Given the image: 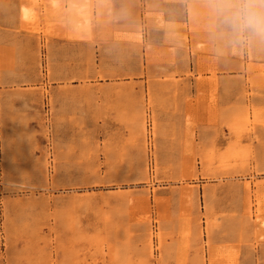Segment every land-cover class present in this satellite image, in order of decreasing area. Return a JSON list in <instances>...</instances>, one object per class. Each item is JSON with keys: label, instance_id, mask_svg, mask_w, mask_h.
<instances>
[{"label": "rangeland", "instance_id": "obj_1", "mask_svg": "<svg viewBox=\"0 0 264 264\" xmlns=\"http://www.w3.org/2000/svg\"><path fill=\"white\" fill-rule=\"evenodd\" d=\"M180 1L0 0V264H264V37Z\"/></svg>", "mask_w": 264, "mask_h": 264}, {"label": "crops", "instance_id": "obj_2", "mask_svg": "<svg viewBox=\"0 0 264 264\" xmlns=\"http://www.w3.org/2000/svg\"><path fill=\"white\" fill-rule=\"evenodd\" d=\"M127 0H115V6L116 10L120 12H125V13H131L134 15H137L138 18L140 19L141 24L143 25L142 27V34L143 37H154V38H161L160 40H157L158 43L162 42V38L164 37V30H158V28H153V27H147L145 26V23H147V20L144 18V11L141 10L139 7H129L126 3ZM153 1H158L162 6L164 10V19L169 20V21H174L177 22L179 20H182L186 18V1H180V0H153ZM144 7V3L142 4ZM153 44L157 43L156 41H152ZM217 47V46H216ZM216 47L214 49H216ZM175 54L178 53V50L175 49ZM208 56H212L216 66L218 69H223L224 65L227 61L225 59L224 54H219L216 50L212 51L211 54L209 53ZM144 63V62H143ZM162 68L170 69L174 68V64L171 63H165L160 65ZM191 67V65L189 64ZM153 67V66H152ZM193 68V65H192ZM193 80L191 79V83ZM206 87V95L209 97L211 95L210 90L211 86L213 87L214 85H217V90L215 91L217 99H220L221 104L224 100H226V96H232L236 97L237 95H241V91L243 89L244 84V78L241 77H233V78H228L225 76H220L216 78V80H209L206 79L203 82ZM228 85H234L233 88V93L231 94H226L225 93V86ZM214 93H212L213 95ZM256 101L259 103H264V90L261 91V94L256 95L255 97Z\"/></svg>", "mask_w": 264, "mask_h": 264}, {"label": "clouds", "instance_id": "obj_3", "mask_svg": "<svg viewBox=\"0 0 264 264\" xmlns=\"http://www.w3.org/2000/svg\"><path fill=\"white\" fill-rule=\"evenodd\" d=\"M210 3L221 26L237 34L264 37V0H210Z\"/></svg>", "mask_w": 264, "mask_h": 264}, {"label": "bare ground", "instance_id": "obj_4", "mask_svg": "<svg viewBox=\"0 0 264 264\" xmlns=\"http://www.w3.org/2000/svg\"><path fill=\"white\" fill-rule=\"evenodd\" d=\"M260 221V220H259Z\"/></svg>", "mask_w": 264, "mask_h": 264}]
</instances>
